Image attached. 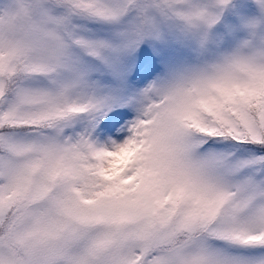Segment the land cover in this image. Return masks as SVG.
I'll return each mask as SVG.
<instances>
[{
	"label": "rangeland",
	"instance_id": "374dc122",
	"mask_svg": "<svg viewBox=\"0 0 264 264\" xmlns=\"http://www.w3.org/2000/svg\"><path fill=\"white\" fill-rule=\"evenodd\" d=\"M66 1L0 0V124L68 117L0 131V264H264V0Z\"/></svg>",
	"mask_w": 264,
	"mask_h": 264
},
{
	"label": "trees",
	"instance_id": "16d2710c",
	"mask_svg": "<svg viewBox=\"0 0 264 264\" xmlns=\"http://www.w3.org/2000/svg\"><path fill=\"white\" fill-rule=\"evenodd\" d=\"M53 1L56 2L55 0H53ZM55 4L58 7L64 9L66 15L72 13L75 10V7L70 5V3L68 1H66V0H57V2ZM160 7H161V5L159 6V8ZM77 13L80 14V10H78ZM14 91H17V89L13 88V90H12V86H11V90L9 92L4 93V94H14ZM8 96L9 95H7V97ZM251 99L252 98H250L249 100H251ZM256 100H258V99H255V100L253 99V100H251L250 102H248L246 104L247 109L251 113H254V110H257L258 103H257ZM2 101L3 100L0 101V104H2L1 103ZM66 118H68V117L62 115V116L55 117V118H52V119H44V120H35V119L31 120V119H29L28 121H21V122L12 121V118H10L9 120L5 118L3 121L1 120L2 123L0 124V131H8V132H13V133L14 132L15 133H20V132L28 133V132H31V131L39 132L41 130H48L50 128V126H52L53 124H55V123H57L59 121H63ZM218 125L221 126L220 123H218ZM189 127L194 129V127L192 126L191 123H189ZM218 128H215V127L206 128V129L209 130V131H206V134L210 133L212 131L217 132L216 130H218ZM220 128H221L223 133L227 132V130H228V126H226V127L223 126V128L221 126ZM194 130H196V129H194ZM232 133H235V132L232 131ZM241 134L243 135L244 133H241ZM245 135L249 138V136L252 135V134H249V133H247L245 131ZM252 136H255V138L253 137V138L249 139V141H247V143L245 142V144L246 145H250L252 148L254 147L255 150L258 151V152H264V131L259 129L258 130V134L257 135H252ZM215 137H216V135H214L212 139L214 140ZM227 138H230V137H227ZM1 148L2 147L0 145V150H1ZM14 210L15 211L13 213H16V214H13L11 212L6 211L5 214H4V217L0 219V231L12 229L10 227H11V224L14 223L13 220L16 221L18 219L19 215L21 214V212H23V211L18 212V210L15 209V208H14ZM6 224H8V228L5 227ZM10 237H11V234H10ZM7 238H8V236H7ZM9 243L13 245V243L11 241H9ZM14 251H15V258L19 257L18 248H17V250H14Z\"/></svg>",
	"mask_w": 264,
	"mask_h": 264
},
{
	"label": "bare ground",
	"instance_id": "6f19581e",
	"mask_svg": "<svg viewBox=\"0 0 264 264\" xmlns=\"http://www.w3.org/2000/svg\"><path fill=\"white\" fill-rule=\"evenodd\" d=\"M127 134H123L120 136V139H115V145H119L121 142H123V140H125Z\"/></svg>",
	"mask_w": 264,
	"mask_h": 264
}]
</instances>
